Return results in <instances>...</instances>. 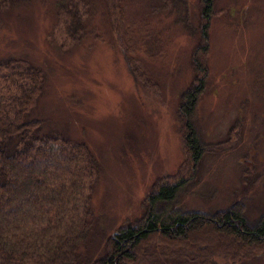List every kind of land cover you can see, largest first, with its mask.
Instances as JSON below:
<instances>
[{
  "label": "rangeland",
  "instance_id": "obj_1",
  "mask_svg": "<svg viewBox=\"0 0 264 264\" xmlns=\"http://www.w3.org/2000/svg\"><path fill=\"white\" fill-rule=\"evenodd\" d=\"M60 1L31 0L3 13L0 61L42 70L46 85L32 112L38 133L84 143L99 165L81 263L104 257L115 233L144 217L147 197L184 175L190 180L175 209L213 214L240 205L257 224L264 216V0H214L207 21L201 0H120L113 12L96 0L78 35L61 21ZM199 80L195 126L205 154L195 165L180 105ZM24 82L12 94L21 95ZM147 254L143 264H199L169 245L152 244ZM237 264H264V253Z\"/></svg>",
  "mask_w": 264,
  "mask_h": 264
},
{
  "label": "trees",
  "instance_id": "obj_2",
  "mask_svg": "<svg viewBox=\"0 0 264 264\" xmlns=\"http://www.w3.org/2000/svg\"><path fill=\"white\" fill-rule=\"evenodd\" d=\"M30 1L0 0V20L6 11ZM95 1L59 2L68 33L83 31L78 28L85 27L83 17L93 13ZM213 1L201 0L206 21ZM105 2L112 12L121 3ZM204 28L201 40L206 43L208 26ZM0 69L8 71L0 74V84L6 83L0 95V264H82L79 248L90 231L91 191L99 165L84 143L38 133L41 122L32 112L46 85L42 70L22 59L0 61ZM20 80L25 81L21 95L12 94ZM202 92L199 80L180 105L195 165L205 154L195 126ZM189 177L160 184L146 199L144 217L119 230L94 264H143L152 244L178 248L181 258L199 264H212L214 258L237 264L264 253V216L251 224L240 205L213 214L174 208Z\"/></svg>",
  "mask_w": 264,
  "mask_h": 264
}]
</instances>
